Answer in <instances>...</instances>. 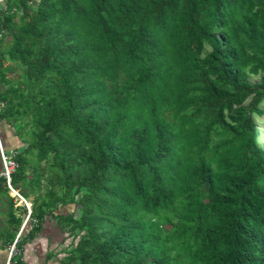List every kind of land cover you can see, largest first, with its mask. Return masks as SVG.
<instances>
[{
  "label": "trees",
  "instance_id": "obj_1",
  "mask_svg": "<svg viewBox=\"0 0 264 264\" xmlns=\"http://www.w3.org/2000/svg\"><path fill=\"white\" fill-rule=\"evenodd\" d=\"M2 2L16 263L51 216L60 264H264V0Z\"/></svg>",
  "mask_w": 264,
  "mask_h": 264
},
{
  "label": "crops",
  "instance_id": "obj_2",
  "mask_svg": "<svg viewBox=\"0 0 264 264\" xmlns=\"http://www.w3.org/2000/svg\"><path fill=\"white\" fill-rule=\"evenodd\" d=\"M2 1L3 0H0V4L3 3ZM25 200L26 199L23 200V204ZM3 213L0 214V221L1 219H3V217L7 220L6 216ZM53 224H55L56 226H52ZM3 225L2 222H0V227H2ZM66 237L67 234L58 225V222L51 216L47 217L42 231L34 239L28 241L25 244L23 255L24 261L22 264H60L62 259H64L68 253L56 252L57 249H60V251H62V247L65 243ZM66 246L68 245L66 244ZM49 255H51L52 257L50 258ZM7 257V247L3 244V241H0V264H6Z\"/></svg>",
  "mask_w": 264,
  "mask_h": 264
},
{
  "label": "built area",
  "instance_id": "obj_3",
  "mask_svg": "<svg viewBox=\"0 0 264 264\" xmlns=\"http://www.w3.org/2000/svg\"><path fill=\"white\" fill-rule=\"evenodd\" d=\"M0 37H2L1 34H0ZM0 149H1L2 157H3L4 163H5V169L1 175L5 176L7 178V183H8L9 189H10V191H12L14 193L15 197H19L22 200H24V198L20 195L19 191L15 190L11 184L12 173H14L18 168V163L15 160L16 153H14V152L6 153L4 151L3 146H2L1 139H0ZM25 202L27 203L26 200H25ZM28 211H29V213H28L27 219H26L24 225L22 226L21 231H20L16 241L14 242V244H12L8 248V257H7L6 264H17L16 258L21 255V251L18 250V248H17V243L19 241V238L22 236L23 231L25 230L27 221L29 222V220H30V215L32 213L31 208H28Z\"/></svg>",
  "mask_w": 264,
  "mask_h": 264
},
{
  "label": "rangeland",
  "instance_id": "obj_4",
  "mask_svg": "<svg viewBox=\"0 0 264 264\" xmlns=\"http://www.w3.org/2000/svg\"><path fill=\"white\" fill-rule=\"evenodd\" d=\"M6 4V2L5 3H2V4H0V7H4V6H6L5 5ZM10 38H5L3 41H2V45L3 44H8L9 42H10ZM255 80H258V78H256ZM262 108L264 109V104L262 105ZM256 121H257V123H258V127H259V130H260V138H259V144H260V146H262L263 148H264V116H262V117H256ZM6 128H5V130H6V136H12V133H13V131H10V132H8V130H10V128H8L7 126H5ZM5 137V135L2 137L1 136V134H0V139L2 140V142H3V138ZM3 148H4V146H3ZM4 169H5V163H4V159H3V157H2V153H1V149H0V175L2 174V172L4 171ZM18 191V190H17ZM13 197H15V195H14V193L11 191V193H10ZM19 198V197H18ZM20 200H21V202H20V205L21 204H23V200L21 199V198H19ZM33 200H34V197H31V198H29L27 201L28 202H30L31 204H32V202H33ZM27 202V203H28ZM4 209L1 207L0 208V211H3ZM69 211H71V210H69ZM1 214V213H0ZM4 221H6V219L3 217V219H1V221L0 222H2V225L4 224ZM28 223H29V225H28ZM27 225H28V229H26L27 228ZM52 226H56L55 224H53ZM32 229V224H31V221L29 220V222L27 221V223H26V227H25V230L23 231V234H28L29 232H30V230ZM60 232V231H59ZM63 234V233H62ZM68 237H66L65 239V243H64V245H63V247H62V251H60V249H57V252L56 253H58V252H66V253H68L70 250H71V247H72V239H67ZM66 244L68 245V246H66ZM23 255H24V253H23ZM65 257V256H64ZM64 257H62V258H64Z\"/></svg>",
  "mask_w": 264,
  "mask_h": 264
},
{
  "label": "water",
  "instance_id": "obj_5",
  "mask_svg": "<svg viewBox=\"0 0 264 264\" xmlns=\"http://www.w3.org/2000/svg\"><path fill=\"white\" fill-rule=\"evenodd\" d=\"M24 204L27 206V208H31L32 211V204H27L26 202H24Z\"/></svg>",
  "mask_w": 264,
  "mask_h": 264
},
{
  "label": "clouds",
  "instance_id": "obj_6",
  "mask_svg": "<svg viewBox=\"0 0 264 264\" xmlns=\"http://www.w3.org/2000/svg\"><path fill=\"white\" fill-rule=\"evenodd\" d=\"M28 209V208H27Z\"/></svg>",
  "mask_w": 264,
  "mask_h": 264
}]
</instances>
